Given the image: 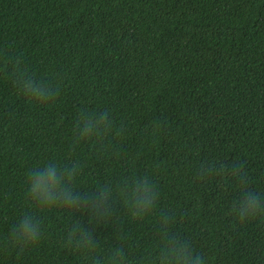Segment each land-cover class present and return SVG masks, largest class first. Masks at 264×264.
I'll return each instance as SVG.
<instances>
[{
    "label": "trees",
    "instance_id": "trees-1",
    "mask_svg": "<svg viewBox=\"0 0 264 264\" xmlns=\"http://www.w3.org/2000/svg\"><path fill=\"white\" fill-rule=\"evenodd\" d=\"M17 69L55 96L29 102ZM102 112L108 129L78 139ZM49 160L78 164L89 196L147 177L156 207L133 218L114 192L107 218L90 201L37 209L27 174ZM245 191L264 196V0H0V264H110L115 249L159 264L165 230L203 264H264V216L233 215ZM26 212L33 246L13 239ZM74 223L91 253L68 243Z\"/></svg>",
    "mask_w": 264,
    "mask_h": 264
},
{
    "label": "clouds",
    "instance_id": "clouds-1",
    "mask_svg": "<svg viewBox=\"0 0 264 264\" xmlns=\"http://www.w3.org/2000/svg\"><path fill=\"white\" fill-rule=\"evenodd\" d=\"M17 73V91L29 102L44 103L55 96L56 92L50 84L25 76L19 69ZM106 115L103 112L98 115L82 114L76 130L77 138L83 140L101 135L109 127L110 122ZM206 170L211 172L213 165L209 164ZM238 171V167L234 168V173ZM78 179V164L70 163L61 167L54 160H49L27 174V193L33 205L43 211H71L82 202L90 201L92 211L102 218L110 215L109 202L114 192L121 197L133 218L143 217L156 207V189L147 177L135 179L131 184L125 182L117 189L107 184L100 185L91 196L76 191ZM232 211L234 218L241 223L264 216V196L253 191L242 192ZM166 222V218H162V225ZM43 234L44 230L37 216L28 212L20 217L13 228V239L19 246L36 245L41 241ZM67 241L69 244L79 245L86 253L93 251L89 232L78 223L70 225ZM157 259L159 264H203L199 255L192 254L187 241L170 237L166 230L161 235V248ZM109 261L110 264H125L122 251L113 250ZM94 264L99 262L94 260Z\"/></svg>",
    "mask_w": 264,
    "mask_h": 264
}]
</instances>
